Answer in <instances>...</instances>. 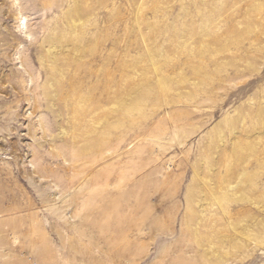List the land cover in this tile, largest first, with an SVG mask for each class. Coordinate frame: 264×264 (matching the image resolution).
Masks as SVG:
<instances>
[{"label": "rangeland", "instance_id": "obj_1", "mask_svg": "<svg viewBox=\"0 0 264 264\" xmlns=\"http://www.w3.org/2000/svg\"><path fill=\"white\" fill-rule=\"evenodd\" d=\"M0 264H264V0H0Z\"/></svg>", "mask_w": 264, "mask_h": 264}]
</instances>
